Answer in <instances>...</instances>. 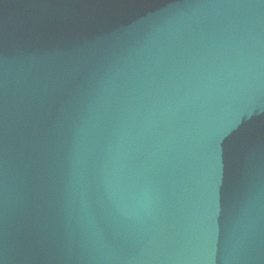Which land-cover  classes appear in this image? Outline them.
I'll list each match as a JSON object with an SVG mask.
<instances>
[{"label": "water", "instance_id": "water-1", "mask_svg": "<svg viewBox=\"0 0 264 264\" xmlns=\"http://www.w3.org/2000/svg\"><path fill=\"white\" fill-rule=\"evenodd\" d=\"M0 264H264V0H0Z\"/></svg>", "mask_w": 264, "mask_h": 264}]
</instances>
